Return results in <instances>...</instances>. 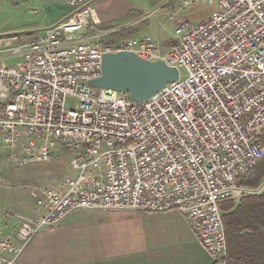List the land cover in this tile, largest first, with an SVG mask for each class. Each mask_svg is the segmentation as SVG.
Returning a JSON list of instances; mask_svg holds the SVG:
<instances>
[{
    "label": "built area",
    "instance_id": "1",
    "mask_svg": "<svg viewBox=\"0 0 264 264\" xmlns=\"http://www.w3.org/2000/svg\"><path fill=\"white\" fill-rule=\"evenodd\" d=\"M200 2L210 15L180 21L165 47L149 35L113 37L89 0H69L43 34L0 39V148L19 149L21 168L50 162L57 147L71 152L70 174L39 188L36 217L0 207L16 218L12 232L0 224V264H18L38 233L78 209L177 208L226 261L221 202L264 189L239 183L264 158V0H182L181 9ZM122 51L163 59L179 78L143 101L91 87L104 54Z\"/></svg>",
    "mask_w": 264,
    "mask_h": 264
},
{
    "label": "crops",
    "instance_id": "2",
    "mask_svg": "<svg viewBox=\"0 0 264 264\" xmlns=\"http://www.w3.org/2000/svg\"><path fill=\"white\" fill-rule=\"evenodd\" d=\"M89 1L92 3L93 0ZM167 3L169 0H161V7L165 9L175 7V3L173 5ZM20 7L32 8L37 13L38 18L34 26L44 33L71 10L69 0H0V21L2 12ZM127 12L128 9H123L120 15H128ZM94 13L101 28L112 29L103 27L113 21L112 17L95 10ZM134 20L137 19L132 21ZM130 22L117 28H126ZM9 31L11 30L0 31V34ZM38 198L39 196L31 206H10L19 208L21 214L36 217ZM0 206L9 205L0 203ZM0 223L7 225V232H12L16 218L0 214ZM18 264H225V262L216 261L203 246L182 212L177 208H171L164 211L74 210L57 226L38 233L21 255Z\"/></svg>",
    "mask_w": 264,
    "mask_h": 264
},
{
    "label": "rangeland",
    "instance_id": "3",
    "mask_svg": "<svg viewBox=\"0 0 264 264\" xmlns=\"http://www.w3.org/2000/svg\"><path fill=\"white\" fill-rule=\"evenodd\" d=\"M179 1L169 0V3L172 5L175 3L173 9L161 7V0H93L90 3V7L93 11L95 10L100 14H106L108 17H112L111 19L113 21L109 24L106 23L103 27L116 28L117 31L120 30L117 27L126 26L125 24L133 19H137L127 25L134 32L126 31L115 33L113 37L119 39L126 36L141 37L149 35L165 47L172 45L177 38L176 27L180 21L187 18L192 22H198L206 19L212 11V6L202 2L181 9V1ZM123 9H128V12L131 9V11L128 15L121 16L120 13ZM36 18H38L37 13L29 7L5 10L2 12L0 31L11 30L13 32L9 31L0 34L2 35L0 39L9 37L11 34H18L19 37L30 32H33L35 36L43 34L44 32L41 29L35 28L34 26ZM19 60L20 57L16 56L6 58L9 64H15ZM185 74V70L182 69L181 77H184ZM67 107L78 108L79 100L76 98H68ZM19 152V149L11 152L7 148H0V203L9 205L0 207L12 213H21V211L19 208H14L10 205H21L25 207L33 205L37 196L40 195L38 193L40 187L56 185L66 175L70 174L71 152L67 153L57 147L53 152L50 162L29 165L22 168L17 167L15 164L16 160L14 155L20 154Z\"/></svg>",
    "mask_w": 264,
    "mask_h": 264
},
{
    "label": "trees",
    "instance_id": "4",
    "mask_svg": "<svg viewBox=\"0 0 264 264\" xmlns=\"http://www.w3.org/2000/svg\"><path fill=\"white\" fill-rule=\"evenodd\" d=\"M134 32L131 27L116 32ZM264 181V158L239 176V183L249 188ZM226 226L228 254L225 264H264V189L247 193L238 200L220 204Z\"/></svg>",
    "mask_w": 264,
    "mask_h": 264
},
{
    "label": "water",
    "instance_id": "5",
    "mask_svg": "<svg viewBox=\"0 0 264 264\" xmlns=\"http://www.w3.org/2000/svg\"><path fill=\"white\" fill-rule=\"evenodd\" d=\"M178 78V68L163 59L147 60L133 52L122 51L104 54L101 75L90 79L88 84L126 92L132 99L143 101Z\"/></svg>",
    "mask_w": 264,
    "mask_h": 264
}]
</instances>
